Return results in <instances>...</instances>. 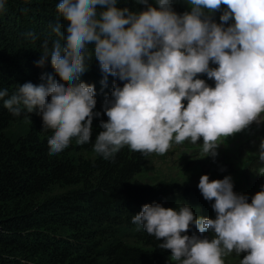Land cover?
<instances>
[{"label":"clouds","instance_id":"obj_1","mask_svg":"<svg viewBox=\"0 0 264 264\" xmlns=\"http://www.w3.org/2000/svg\"><path fill=\"white\" fill-rule=\"evenodd\" d=\"M6 2L0 0V12ZM119 2L60 0L57 22L49 25L55 38L51 46L43 41L36 62L43 67L50 58L59 81L45 74L46 84L27 82L11 95L0 88V102L12 115L39 109L44 130L52 131L49 155L73 138L92 142L99 115L93 112L95 86L80 78L93 57L104 83L109 75L124 82L106 100L108 120L94 141V152L105 160L124 146L164 155L173 142L201 138L202 152L216 157L223 139L264 124V0H186L191 10L182 15L173 10L174 0H135L145 5L141 11ZM257 155L264 163V139ZM198 188L214 201L208 218L197 217L190 205L145 204L132 223L163 240L158 246L178 264H225L233 252L246 253L239 264H264V190L249 203L230 176L202 175Z\"/></svg>","mask_w":264,"mask_h":264},{"label":"trees","instance_id":"obj_2","mask_svg":"<svg viewBox=\"0 0 264 264\" xmlns=\"http://www.w3.org/2000/svg\"><path fill=\"white\" fill-rule=\"evenodd\" d=\"M59 2L7 0L0 12V88L9 95L27 82L46 84L45 74L59 81L50 58L43 67L36 63L43 41L51 46L55 38L49 25L57 22ZM118 6L145 9L135 0ZM87 64L80 79L95 86L93 112L99 113L90 143L73 138L62 152L49 155L52 131L44 130L39 109L14 116L0 102V264H178L170 250L158 246L164 241L132 223V216L145 204H161L177 210L190 205L197 217L208 218L214 201L198 188L177 193L172 181L137 184L145 159L128 146L108 160L94 152L101 121L108 120L105 102L113 99L114 85L124 82L109 75L104 83L99 62L93 57ZM24 119L30 120L26 130L13 133Z\"/></svg>","mask_w":264,"mask_h":264},{"label":"rangeland","instance_id":"obj_3","mask_svg":"<svg viewBox=\"0 0 264 264\" xmlns=\"http://www.w3.org/2000/svg\"><path fill=\"white\" fill-rule=\"evenodd\" d=\"M172 8L181 15L191 10L186 0H174ZM214 16H217V13L213 18ZM198 78L206 80L214 87V80H209L206 75ZM29 124V119L21 120L14 125L12 132L17 134L24 131ZM262 139H264V124L260 126L253 124L246 131L223 139L217 149L216 157L206 156L202 152V138L195 144L190 141L181 144L173 142L164 155L156 153L143 155L144 166L134 180L137 184L143 185H150L160 180L172 181L175 189L179 190L177 193H180L190 188H194L195 191L202 175H209L210 180L230 176L234 191L247 196L250 203L257 192L264 190V176L259 174V169L264 167V163L259 161L257 155ZM243 255L246 253L237 256L233 252L224 257L225 264H239Z\"/></svg>","mask_w":264,"mask_h":264}]
</instances>
